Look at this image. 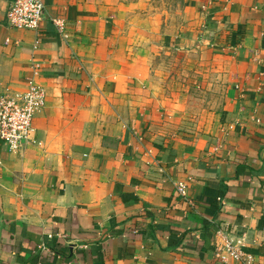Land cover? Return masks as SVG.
<instances>
[{"label": "crops", "instance_id": "0c3cea01", "mask_svg": "<svg viewBox=\"0 0 264 264\" xmlns=\"http://www.w3.org/2000/svg\"><path fill=\"white\" fill-rule=\"evenodd\" d=\"M13 1L0 96L46 106L36 144L0 140V264H240L219 230L264 264V0L198 1L181 34L150 0H43L17 30Z\"/></svg>", "mask_w": 264, "mask_h": 264}, {"label": "built area", "instance_id": "2783aa9c", "mask_svg": "<svg viewBox=\"0 0 264 264\" xmlns=\"http://www.w3.org/2000/svg\"><path fill=\"white\" fill-rule=\"evenodd\" d=\"M45 4L43 0H14L7 13L10 28L17 30L38 31L44 19ZM60 31L63 21L54 20ZM46 106V92L34 81L29 82L28 90L19 94L0 96V140L7 144L10 151L21 149L24 144H36L34 119ZM180 196L187 197V185L175 184ZM217 236L222 240L219 250L225 254L224 261L234 260L240 264H253V259L244 250L242 239L227 236L219 230Z\"/></svg>", "mask_w": 264, "mask_h": 264}, {"label": "rangeland", "instance_id": "374dc122", "mask_svg": "<svg viewBox=\"0 0 264 264\" xmlns=\"http://www.w3.org/2000/svg\"><path fill=\"white\" fill-rule=\"evenodd\" d=\"M203 0H150L148 7H143L139 12L152 14L156 18L162 29L173 34L181 32L189 26L192 17L194 3ZM207 1V0H205Z\"/></svg>", "mask_w": 264, "mask_h": 264}]
</instances>
